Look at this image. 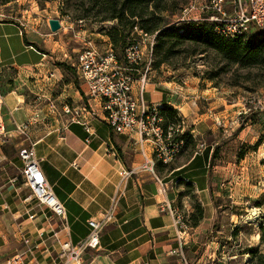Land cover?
<instances>
[{"label":"crops","instance_id":"obj_1","mask_svg":"<svg viewBox=\"0 0 264 264\" xmlns=\"http://www.w3.org/2000/svg\"><path fill=\"white\" fill-rule=\"evenodd\" d=\"M42 22L24 15L0 19V116L5 126V134L0 135V264L20 254L26 264H63L56 243L58 224L20 178L18 153L30 146L65 208L73 244L87 238L86 220L100 221L114 203L112 218L100 232L99 248L87 249L82 264L220 262L217 246L206 240L217 216L211 193L215 183L209 175L212 148L198 153L196 144L186 158L181 148L164 164L136 133H115L103 119L100 101L80 102L73 78L61 64L73 65L53 55L52 34L45 29L41 33ZM56 87L58 94L52 97ZM203 92L207 91L147 84L143 99L176 110L182 129L200 142L232 109ZM67 97L70 106L63 104ZM199 98L209 102L200 104ZM73 114L89 121L93 135L88 142ZM24 124L21 134L18 128ZM122 171L131 174L123 177ZM187 188L203 209V218L194 228L176 225L175 215L167 211L169 207L183 216L193 212Z\"/></svg>","mask_w":264,"mask_h":264},{"label":"rangeland","instance_id":"obj_2","mask_svg":"<svg viewBox=\"0 0 264 264\" xmlns=\"http://www.w3.org/2000/svg\"><path fill=\"white\" fill-rule=\"evenodd\" d=\"M190 1L193 0H164L163 5L168 10L161 14L165 19L163 27H170L172 21L176 23ZM205 1L195 0L194 8L187 11L184 18L200 17ZM97 2V0L9 2L0 0L2 20L20 18L21 15L30 20H44L40 27L41 33L45 29L52 34L50 50H54L53 55L56 54L64 60V63L73 65L72 73L63 68L73 78L75 87L73 89L79 92L80 102L94 98L85 97L80 90L82 84L77 80L75 73L78 54L88 46V43H91L99 54H103L110 42L108 32L116 24L113 20L101 22ZM49 17L59 20L61 28L55 33L50 31L48 22H45ZM261 33L264 34V30L254 31L253 34L245 37L257 40L261 37ZM125 34L127 45L139 43L140 52L144 54L141 55V60L137 61V64L131 63L126 57L124 58L125 52L121 47H113V49L118 65L123 68V74L132 79L134 92L137 93V80L146 65L144 56L147 37L152 34L145 33L139 25L125 31ZM56 40L57 44L53 42ZM155 60L156 57L153 55L146 76V86L155 84L160 88L174 87L183 91L195 88L196 93L207 91L203 92L207 97L213 94L212 100L217 98L218 101L227 103L232 108L229 117L220 120L215 130L205 132L200 142L190 134L189 130L182 129L184 124L179 117V122L169 124L164 130L165 133H170V142H181L183 158L193 153L196 144H204L205 149L212 148L209 175L215 183L211 193L217 208V216L206 240L214 242L220 254L218 255L220 262L214 263L255 264L251 250L264 255V239L260 237V227L264 226V65L240 68L238 65L221 61L213 52L195 55L182 52L172 57L169 64H162L158 68L153 66ZM64 79L62 76L61 80ZM57 94L56 87L52 97ZM65 100L63 104L70 106L72 103L70 97ZM197 101L206 105L209 99L199 98ZM73 115L76 117L75 114ZM162 121H164L163 117ZM168 128L171 129L168 131ZM182 136L184 140L180 139ZM186 193L189 198L192 196L190 199L193 205L196 199L191 189L187 188ZM184 224L190 227L188 216L184 217Z\"/></svg>","mask_w":264,"mask_h":264},{"label":"built area","instance_id":"obj_3","mask_svg":"<svg viewBox=\"0 0 264 264\" xmlns=\"http://www.w3.org/2000/svg\"><path fill=\"white\" fill-rule=\"evenodd\" d=\"M195 0L190 1L183 9L182 17L177 18V23H201L207 22L213 25V31L227 40H235L253 34L254 31L264 30V0H206L201 8V16L184 18L187 11L194 8ZM146 36V34H144ZM155 35L147 37L145 47V70L137 80V93L134 92L132 79L123 74V68L118 65L114 53L108 44V49L99 54L91 43L78 54L76 75L84 89L85 97L100 100V108L105 123L117 134L134 132L141 141L151 144L155 159L164 164L170 163L178 153L181 142H170V133H165L162 117L158 113V107L147 104L143 99L144 89L147 83V73L151 65ZM140 45L132 43L125 50V57L131 63L137 64L141 60ZM138 61V62H137ZM2 104L0 97V106ZM85 111V110H84ZM66 113L69 109L66 108ZM75 119L87 134L86 142L93 135L91 125L85 118ZM79 119V120H78ZM26 124L18 128L21 134L25 133ZM171 128H168V131ZM5 134L4 122L0 116V135ZM202 148V149H201ZM205 149L204 144L198 145V153ZM22 164L20 178L22 184L30 190L31 196L40 205L51 213L58 224L56 243L59 248V256L63 264H82V255L87 249L99 248L100 232L112 218L113 206L103 214L100 221L86 220L90 231L87 238L77 244L70 241V230L66 220V212L63 204L54 196L52 187L47 182L39 168L33 146L21 148L18 153ZM152 166V163H151ZM131 173L122 171L123 177ZM167 211L175 215V224L186 228L183 214H175V210L167 208ZM23 243L29 241L24 238ZM23 254L5 261L2 264H26L22 260ZM182 264H189L182 260Z\"/></svg>","mask_w":264,"mask_h":264},{"label":"trees","instance_id":"obj_4","mask_svg":"<svg viewBox=\"0 0 264 264\" xmlns=\"http://www.w3.org/2000/svg\"><path fill=\"white\" fill-rule=\"evenodd\" d=\"M9 1L12 0H7V2ZM97 1L101 22L116 21V24L108 32L109 44L113 53V47H121L125 52L129 45L125 40V31L139 25V28L145 33L155 35L153 55L156 60L153 65L154 68H158L162 64H169L172 57L180 55L182 52L189 55L213 52L221 61L238 65L240 68L264 65V34L262 33L257 40L246 39L245 36L235 40H227L217 35L213 31V25L207 22L179 24L172 21L170 27H163L165 19L161 17V14L168 10L163 5L164 0ZM257 31L261 32L262 30ZM114 56L117 61L115 53ZM61 65L70 73L74 71L69 66ZM158 113L164 118V128L171 123L179 122L176 110L169 106L164 105L158 108ZM180 139L184 140V136ZM192 208L193 212L188 217L190 227L194 228L203 218V209L197 200H195ZM260 230V237L264 239V226H261ZM251 254L255 264H264V255L252 250Z\"/></svg>","mask_w":264,"mask_h":264},{"label":"water","instance_id":"obj_5","mask_svg":"<svg viewBox=\"0 0 264 264\" xmlns=\"http://www.w3.org/2000/svg\"><path fill=\"white\" fill-rule=\"evenodd\" d=\"M48 25H49V29L52 33H55L56 31H58L61 28L59 20H57V19H50L48 21Z\"/></svg>","mask_w":264,"mask_h":264}]
</instances>
